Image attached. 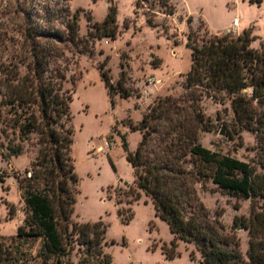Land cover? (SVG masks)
<instances>
[{"label":"rangeland","instance_id":"obj_1","mask_svg":"<svg viewBox=\"0 0 264 264\" xmlns=\"http://www.w3.org/2000/svg\"><path fill=\"white\" fill-rule=\"evenodd\" d=\"M137 1L0 0V98L7 80L28 74L35 55H46L49 71L64 74L63 87L72 98L69 124L74 130L72 157L79 177L74 221L104 223L105 251L111 255V264H201L194 245L183 241H178L175 258H169L173 234L156 215L151 199L142 192L136 197L135 171L123 143L125 139L135 152L142 133L132 126L157 102L170 98L176 106L170 120L160 123L150 147L153 151H161L171 127L182 122L196 132L202 146L241 160L252 157L246 148L256 144L255 136L233 131L230 103L200 98L198 92L188 91L184 81L192 66L190 32L195 33L192 40L201 44L210 36L228 32L238 36L251 29L257 38L253 46L264 43V0H170L174 15L166 14L158 4L152 7V1L139 6ZM111 6L118 12L116 39L92 37L95 23L104 21ZM149 16L154 25L149 24ZM236 18L240 25L235 30ZM73 21L76 31L68 27ZM101 65L115 85L124 73L130 98L117 94L112 103ZM223 131L231 132L234 140L222 136ZM9 132L11 139L20 142L18 131ZM2 142L7 143L5 137ZM21 143L24 154L0 157V171L5 174L0 182V236L8 239L17 235L25 219L19 179L26 176L39 151L36 135ZM194 189L211 218L228 232L235 217L251 214L250 201L225 195L211 181ZM235 232L247 255L248 231L238 227ZM41 241L20 242L18 248L29 257L25 264H42L37 258ZM78 259L75 253L73 260Z\"/></svg>","mask_w":264,"mask_h":264},{"label":"trees","instance_id":"obj_2","mask_svg":"<svg viewBox=\"0 0 264 264\" xmlns=\"http://www.w3.org/2000/svg\"><path fill=\"white\" fill-rule=\"evenodd\" d=\"M149 1L152 7L158 4L166 14H175L170 0H138L137 6ZM117 13L111 6L104 21L95 23L91 36L116 39ZM148 22L155 24L151 16ZM68 27L78 29L76 21ZM194 34H189L192 66L184 86L191 93L198 92L200 98L230 103L233 131L255 136L256 144L246 148L252 157L241 160L212 151L199 144L196 132L182 122L171 127L172 137L164 140L161 151H153L150 147L160 123L170 120L176 106L170 98L160 100L132 126L133 131L142 133L137 150L131 152L125 139L123 143L135 171L136 197L142 192L150 198L156 215L168 224L174 237L169 258H175L178 241H183L194 245L201 264H264V43L253 46L257 38L251 29L238 36L232 32L210 36L201 44L192 40ZM48 67L46 55H35V65L28 74L3 84L0 157L21 156V142L33 135L39 151L26 176L19 179L25 219L15 237L0 236V264H25L29 257L18 246L29 239L42 240L37 254L42 264H111V255L105 251L104 223H80L73 218L79 177L72 157L74 130L69 124L72 98L64 90V74L50 72ZM99 68L113 104L117 94L126 99L132 96L125 87L124 73L115 85L104 65ZM9 130L18 131L20 142L10 138ZM226 138L233 141L234 135L228 132ZM4 180L5 174L0 172V182ZM207 181L225 195L250 201V216L235 217L231 232L211 218L194 189L198 184L204 188ZM238 227L249 234L247 255L235 232ZM75 253L79 255L77 262L73 260Z\"/></svg>","mask_w":264,"mask_h":264},{"label":"built area","instance_id":"obj_3","mask_svg":"<svg viewBox=\"0 0 264 264\" xmlns=\"http://www.w3.org/2000/svg\"><path fill=\"white\" fill-rule=\"evenodd\" d=\"M239 25H240V21L238 18L234 19L233 23H232V27L233 29H238L239 28ZM1 172V171H0Z\"/></svg>","mask_w":264,"mask_h":264},{"label":"water","instance_id":"obj_4","mask_svg":"<svg viewBox=\"0 0 264 264\" xmlns=\"http://www.w3.org/2000/svg\"><path fill=\"white\" fill-rule=\"evenodd\" d=\"M221 135L227 137V134L224 131L221 133Z\"/></svg>","mask_w":264,"mask_h":264}]
</instances>
